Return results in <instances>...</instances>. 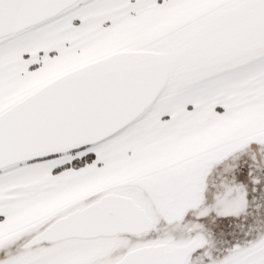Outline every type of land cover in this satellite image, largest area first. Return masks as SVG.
Segmentation results:
<instances>
[{"label":"snow or ice","instance_id":"6c2138e0","mask_svg":"<svg viewBox=\"0 0 264 264\" xmlns=\"http://www.w3.org/2000/svg\"><path fill=\"white\" fill-rule=\"evenodd\" d=\"M0 264H264V0H0Z\"/></svg>","mask_w":264,"mask_h":264}]
</instances>
